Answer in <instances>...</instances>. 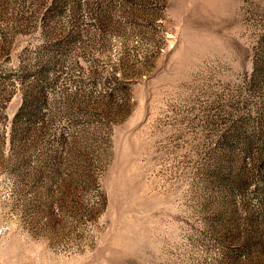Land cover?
I'll list each match as a JSON object with an SVG mask.
<instances>
[{"label": "rangeland", "instance_id": "obj_1", "mask_svg": "<svg viewBox=\"0 0 264 264\" xmlns=\"http://www.w3.org/2000/svg\"><path fill=\"white\" fill-rule=\"evenodd\" d=\"M0 264H264V0H0Z\"/></svg>", "mask_w": 264, "mask_h": 264}]
</instances>
